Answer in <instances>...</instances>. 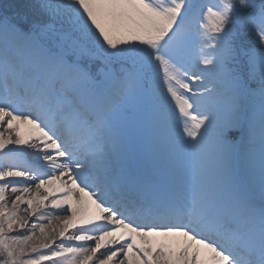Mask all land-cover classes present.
<instances>
[{
  "label": "snow or ice",
  "instance_id": "obj_1",
  "mask_svg": "<svg viewBox=\"0 0 264 264\" xmlns=\"http://www.w3.org/2000/svg\"><path fill=\"white\" fill-rule=\"evenodd\" d=\"M0 264H264V0L0 4Z\"/></svg>",
  "mask_w": 264,
  "mask_h": 264
},
{
  "label": "rangeland",
  "instance_id": "obj_2",
  "mask_svg": "<svg viewBox=\"0 0 264 264\" xmlns=\"http://www.w3.org/2000/svg\"><path fill=\"white\" fill-rule=\"evenodd\" d=\"M16 1H20L22 4L26 3L27 0H16ZM20 4V3H19Z\"/></svg>",
  "mask_w": 264,
  "mask_h": 264
}]
</instances>
